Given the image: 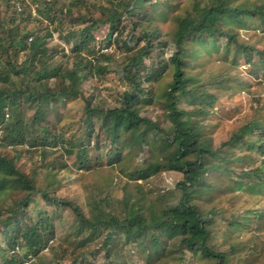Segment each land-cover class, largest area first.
Masks as SVG:
<instances>
[{
    "label": "trees",
    "instance_id": "1",
    "mask_svg": "<svg viewBox=\"0 0 264 264\" xmlns=\"http://www.w3.org/2000/svg\"><path fill=\"white\" fill-rule=\"evenodd\" d=\"M3 1L5 6L0 12V131L3 137L0 141V193L16 192L18 197L8 199V206L0 205L5 207L0 208V264H50L43 259V250L54 239L53 219L43 209H37L36 219L27 215L31 206L38 205L37 196L45 205L70 210L84 228L82 236L85 233L91 242L90 249L76 253L68 264H92L91 258L102 252L107 264L111 257L119 262L124 247L130 245L127 252L133 248L136 251L133 256L139 258V264H181L184 256L191 258L193 253L213 264H253L255 259L264 264V232H258L260 226H264V113L241 125L226 140L214 144L206 129L222 100L219 91L232 81L244 84V72L239 73L234 65L225 61L216 62L229 72L209 78L206 67L199 62L205 57L212 62L213 42L223 38L245 64H251L255 51L260 56L258 64L264 65V45L243 42L244 37L264 33L263 10L243 0H204L205 13L193 18L192 11L199 0H192V4L190 0H179L176 5L172 0H155L153 4L150 0H106L107 6L92 8L91 3L79 0L73 5L81 3L84 9L73 18L69 8L66 19L73 18L72 23L79 26L88 21L91 24L62 32L67 40L77 31L81 34L71 46V56H66L53 47L49 50L47 44L53 30L44 26L45 21L54 24L57 20L60 24L56 28L65 30L61 25L62 11L56 7L59 0ZM24 2L29 5H23ZM31 3L35 5V17ZM17 4L22 7L20 11L16 10ZM258 15L262 16V26L254 21ZM142 18L147 21L146 25L136 22ZM122 19L130 25L129 42L141 44L124 66L128 87L119 99H108L112 95L110 91L108 95L98 91L85 97L82 84L88 78L93 80L96 74L106 73L108 68L103 62L113 57L85 56V42H94L92 31L99 24L109 26V41ZM184 20L188 27L182 25ZM246 21L251 22L248 27L244 26ZM163 28L175 37L174 50L166 58L163 53L169 50V42ZM22 32L25 39L33 36L30 43L26 44L15 34ZM136 32L139 36H132ZM122 44L130 48L128 41ZM88 52L90 54V49ZM21 55H25L23 61ZM58 57L65 61L71 58L72 63L62 66L56 62ZM34 61L39 62V70L33 68ZM248 70L247 67L244 71ZM159 80L165 82L156 96L163 99V104L156 106L162 123L147 115L155 109L154 84ZM208 90H216V93L206 100ZM69 99H81L85 103L81 122L83 144L66 139V129L59 133L51 130L52 125L54 130L59 128L63 119L53 113V106L58 107ZM257 100L261 101L255 96V102ZM27 107L33 109L32 114H28ZM49 114L54 123L42 125ZM121 136L126 144L119 148L116 141ZM155 142L158 148L153 147ZM91 147L95 150L93 157L88 156ZM52 148L57 150L49 157L47 151ZM3 149H7L5 153ZM140 154L143 156L140 164L134 165V169L127 168L124 173L134 192L128 187L129 182L124 183L122 196L115 198V203L91 194L93 199L86 194L82 204L58 198L53 191L60 183L49 171L42 185L38 186L35 178L38 166L62 169L67 157L75 158L78 169H91L102 165L101 157L117 165L128 160L132 166L133 159ZM25 157L30 162V174L19 170L18 163ZM236 169L247 176L245 193L255 196L253 205H247L250 197L240 203L244 194L239 187L243 182L242 177L234 173ZM246 169L250 170L245 172ZM162 172L174 173L178 180L166 193L158 191L156 197L149 198L136 181L148 182ZM91 187L96 190L95 185ZM200 188L204 193L199 192ZM207 193L211 197L203 199ZM169 194L174 197L168 198ZM200 204L206 213H202ZM81 205L87 208V214ZM258 206L263 209V213L258 214L259 223L245 222L243 218L247 214L243 213H258L254 210ZM217 214L225 220L219 224L227 244L223 251L212 243ZM125 231H130L132 239L126 240ZM243 238L248 243L241 244L245 241ZM113 245L115 249L111 250ZM49 248L53 256H57V248Z\"/></svg>",
    "mask_w": 264,
    "mask_h": 264
},
{
    "label": "rangeland",
    "instance_id": "2",
    "mask_svg": "<svg viewBox=\"0 0 264 264\" xmlns=\"http://www.w3.org/2000/svg\"><path fill=\"white\" fill-rule=\"evenodd\" d=\"M28 2V0H25ZM77 1L79 0H59L60 3H56V7L60 8L62 11V20L61 25L65 30H58L56 26H58L60 23L55 20L54 24L51 22H44V26H47V29L53 30L51 41L47 44V47H49V50H52V47L56 50L63 51L66 56H71V46L72 44L78 39V37L81 35L80 31H77L76 34L70 38L68 41L66 38H64V34L62 32L70 31L74 28H82L85 25L91 24V22H85V25H77L75 23H72V19L77 16L78 11H82L84 9V6L80 3L77 5ZM87 3H91V8L93 6H107L108 1L106 0H84ZM155 0H150V4H153ZM183 1V0H180ZM244 3L249 4L252 7H256L257 10L264 12V0H243ZM191 4L193 3L192 0L189 1ZM30 3V1H29ZM29 3H22L23 5H29ZM172 3L174 5L179 3V0H172ZM4 1H0V12L4 9ZM88 5H85L87 7ZM32 8V14L35 17L37 15V12L34 11L35 5L31 3ZM72 10V16L73 18L66 19V13L68 12V9ZM22 9L21 5H16V10L20 11ZM205 2L204 0H199V4L197 8H194L192 11V17L193 18H200L205 13ZM35 12V13H34ZM99 15V13H96ZM136 17V16H135ZM184 18V17H183ZM140 21L143 25L147 24V21L145 19H136V22ZM254 21L257 24L263 25V19L261 15H258L257 18H254ZM223 22V20H221ZM186 25L187 27L189 24L186 20H184V23L182 25ZM251 24L250 21H246L244 26L248 27ZM19 26H22L21 23H18ZM36 25V24H35ZM31 26H34V23L31 22ZM119 28H116L114 32L112 33L111 39L108 41L107 35H108V25L99 24L94 28L92 31V36L94 38V42L91 43L90 40H86L85 42V49L87 52H85V56H89V58H98L100 54H106L105 56H113L110 58V61L108 60L106 62H103V65L107 66L106 73L96 74V77H93V80H90L88 78L83 84H82V93L85 95V97H88L89 95L93 94L94 92H98L101 95H108V91L111 92V98L108 97V99L113 100L119 99L121 96V93L128 87L127 82H125L124 75V66L129 62V58L131 56H135V54L138 52L141 44L129 42V38L131 35L129 34L130 25L125 20L122 19L119 23ZM30 27V25L28 26ZM56 28L58 30L57 31ZM166 29L163 28L164 36L166 40L169 42V50L167 49L164 51L163 56L166 58L169 56V53L174 50V42H173V36L171 34H168V31H165ZM37 31V29L34 30V32ZM74 31H76L74 29ZM64 32V33H65ZM18 38H22L26 44L30 43L33 36H28L26 39L23 37L24 32L22 33H15ZM139 32H136L132 34L134 37L139 36ZM21 35V36H20ZM241 38H243L241 36ZM128 41L130 44V48L126 49L122 42ZM249 42L253 46H261L264 45V33L259 32L256 37L248 36L243 38V42ZM210 42H212L210 40ZM214 47L212 49H215L212 52L211 61L209 62L206 57L200 59V63L206 67V72L209 76V78L215 77L217 75L222 76L225 75L223 73L228 74L229 69L226 68L224 71V67L221 66V64H217L216 62H226L228 64L234 65L239 73H242V76H244L245 83L232 81L229 86L223 85L222 90L219 91L220 95H222V100L218 103V107L216 109L215 117L212 119L210 124H208L206 132H209L211 135V138L213 139L214 144H219L223 140H226V138H229L230 134L232 132L237 131L241 125L244 123H248L251 120H254L258 116L262 115L264 113V101L262 100V97L264 96V65L258 64L260 62V56L253 52V59L251 61L250 65H247L243 62V60L239 59L235 56L233 53V47L228 45L226 40L223 38H220L218 41L213 42ZM153 43L151 42L150 47L153 48ZM90 49V54H89ZM93 55V56H92ZM73 56V55H72ZM27 57V55H26ZM92 58V59H93ZM21 61L25 59V55H21ZM75 59V57H74ZM94 61H97V59H93ZM56 62L58 64H61L63 66V63L71 64L72 59L69 58L67 61H65L64 58L58 57L56 59ZM215 62V63H214ZM33 68H37V70L40 69V64L37 61H34ZM249 68L250 70L244 71L246 68ZM197 69L196 71H198ZM83 73V69H81ZM254 72V74H252ZM257 77H259L257 79ZM50 83L52 84L53 81L51 80ZM163 81H156L154 84V88L156 90V93L154 95V104L153 106L155 109L153 111H149L147 115L151 118H153L155 121L161 122V116L159 114V110L156 106H160L163 104V99L157 98L156 96L161 92L160 90L165 87ZM241 84V85H237ZM33 85H31L32 87ZM208 95H206L204 98L206 100L209 96H213L216 93V90H208ZM93 92V93H92ZM107 93V94H106ZM255 96H258L259 99H261L260 102L258 100L255 102ZM205 100V99H204ZM85 103L83 100L79 99H69L64 101L62 105L53 106V113L60 114L62 116L61 124H58L59 128L56 130L53 129L52 125V131H55L57 133L64 130L66 139H70L75 143L83 144V125H82V109L84 107ZM28 114L33 113V109H30V107H27ZM203 110V109H201ZM146 115V112L143 114ZM46 122L54 123V119L52 117V114H49L48 117L45 119V123L42 125L46 126ZM2 136H0V141H2ZM67 140V141H68ZM151 140H153L151 138ZM158 139H154L153 141H157ZM119 148H122V146H125L126 142L124 143V138L121 136L118 138V141H116ZM153 145V144H152ZM155 148H158L157 142H155L154 146ZM27 148V147H23ZM22 149V148H19ZM7 149H3L2 153H5ZM57 150V149H56ZM55 148H52V150L47 151L49 157L52 156V152L56 151ZM125 151V150H124ZM101 152V150H100ZM95 154V150L93 147H91L90 152L88 156L93 157ZM105 154V153H103ZM12 156V155H11ZM142 154L139 155V157H136L132 161L131 164H128L129 161L125 160L124 163L121 164H114V163H107L104 160V157H101L102 165H97L94 168L91 169H78V167L74 164V157H67L65 160V165L62 169H59V167L50 168V167H43L38 166L37 167V184L38 186L42 185L44 183V176L49 171L55 179L60 183V186L58 188H54L55 190L53 193L58 198H65L70 199L72 201H76L78 204H82L84 201V196H88L89 199H93V196H89V194L94 195V198L96 197H103L108 202L115 203V198H118L122 196V190L124 183L129 182V188L134 192V188L131 186L130 180L127 179L126 175L124 173H127L128 169H134V165L140 164L142 161ZM19 170L22 172H25L26 174H30L29 168H30V162L28 161V158L25 157L20 160L18 163ZM226 167L229 168V165L227 164ZM231 168V165H230ZM250 169H246V171H249ZM242 171L239 169L234 170V173L237 175H240L242 180V185L239 187V190L241 191V194H244L240 198V203H244L245 200L250 197L249 203L247 205H253L255 203V196L249 195L248 193H245L246 187L248 185L247 183V176L245 173H241ZM178 180V176L174 173H167L162 172V174L158 177L152 178L150 181L145 182L138 180L136 181L137 184H141L143 191L146 192L145 194L149 198L156 197L158 191H161V193H166L170 188H174L175 183ZM203 180L205 181V176L203 177ZM96 190H93L91 186H94ZM89 192V193H87ZM96 192V193H95ZM199 192L204 193L202 188H200ZM16 192L7 193L6 191H3L0 193V205L6 204L8 206V199H14L17 200ZM168 198L172 199L174 196L172 194H169L167 196ZM211 197L208 193L204 195L203 199H208ZM36 199L38 200L37 206H31L28 211L27 215L29 217L35 218L37 215V209H43L47 212L48 216L53 219L54 224V239L50 243L49 246L44 248L43 250V259L46 262H49L50 264H56L59 262H62V264H68L71 262L72 257L77 253L86 252L87 249H90V241L85 236V233L82 236V233L84 231V228L80 226L73 215V213L63 207H54V206H48L45 205L42 201V199L37 196ZM83 212L87 214V208H85L83 205H81ZM1 209H4V206H0ZM202 213H206V209L200 204L199 206ZM225 210L227 208L225 207ZM255 211H258V213H253L246 211L243 213V215L247 216L243 218L245 222H255L259 223L260 217L259 212L263 213V209L261 206H258L254 209ZM216 222L214 224V227L216 228L214 233V240L213 245L216 247L217 250H226L227 244L224 241V232L219 229V224L224 223L225 220L222 218V215L217 214L216 215ZM258 232H264V226H260V229ZM125 238L132 239L130 231H125ZM121 237V236H119ZM124 238V237H123ZM247 238V237H245ZM244 239V238H243ZM2 240V235H0V242ZM245 241H241V244H246L248 241L244 239ZM24 244L21 246L24 248ZM57 248V256H53V253L50 252V248ZM116 245H113L111 250H114ZM125 246L122 254L120 255V261L116 262L114 261L113 257L108 261L109 264H139V258H134L133 254H136V251L133 250V248L130 250V252H127V247ZM17 250V248H16ZM64 250V251H63ZM243 251V250H242ZM102 253L97 254L96 256L91 258V261H93L92 264H107V260ZM191 258L183 257V261L181 264H213V261H209L204 257H199L195 253L190 255ZM90 261V260H89ZM262 260L255 259L253 264H260Z\"/></svg>",
    "mask_w": 264,
    "mask_h": 264
},
{
    "label": "built area",
    "instance_id": "3",
    "mask_svg": "<svg viewBox=\"0 0 264 264\" xmlns=\"http://www.w3.org/2000/svg\"><path fill=\"white\" fill-rule=\"evenodd\" d=\"M0 136H1V131H0Z\"/></svg>",
    "mask_w": 264,
    "mask_h": 264
}]
</instances>
